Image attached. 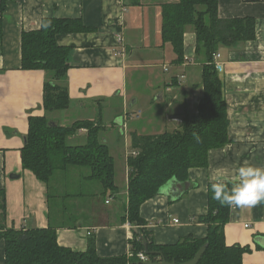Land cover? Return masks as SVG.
<instances>
[{
  "label": "crops",
  "instance_id": "crops-1",
  "mask_svg": "<svg viewBox=\"0 0 264 264\" xmlns=\"http://www.w3.org/2000/svg\"><path fill=\"white\" fill-rule=\"evenodd\" d=\"M177 1L0 0V188L6 191V227L26 230L53 224L64 247L84 252L92 238L98 255L128 256L134 231L124 218L130 152L120 159L119 180L118 161L112 154L118 191L97 197L93 204L84 201L81 210L85 218L75 226L63 223L62 212L50 217L47 183L23 168L21 154L30 117L47 115L50 119L57 111L47 112L43 107L45 71L21 69L22 35L41 28L49 17L80 19L86 27L94 28L56 38L59 45L70 48L67 82L71 103L63 111H70L73 117L51 121L67 126L94 120L102 113V138L110 152L114 147L110 137L121 138L124 132L133 152L132 133L153 135L180 129L185 116L198 113L204 96L202 74L207 59L204 50H196L195 26L185 29L182 61H175L177 55L169 43L162 46V5ZM218 6L220 18L252 17L256 21L254 39L236 48H219L224 67L217 72L228 106L230 139L211 149L207 167L189 170L183 193L169 188L167 197L157 195L141 205L140 214L155 244L206 237L208 224L195 218L208 212L210 177L227 182L245 161L264 165V0H218ZM119 35L124 37L122 44ZM116 117L123 125L115 123ZM86 136L87 129L81 128L68 140L82 145ZM102 189L97 184L92 191L97 194ZM228 221L226 244L251 249L243 254V263L264 264V202L231 207ZM5 260V242L0 240V264Z\"/></svg>",
  "mask_w": 264,
  "mask_h": 264
},
{
  "label": "trees",
  "instance_id": "trees-1",
  "mask_svg": "<svg viewBox=\"0 0 264 264\" xmlns=\"http://www.w3.org/2000/svg\"><path fill=\"white\" fill-rule=\"evenodd\" d=\"M2 10L4 9L1 8ZM218 0H178L162 5L161 36L164 46L169 43L176 62L184 58V33L188 25L195 26L197 48L205 51L207 62L203 68L204 96L195 116H185L180 129L159 134L132 133V149L137 154L128 157V201L125 219L134 227L130 240L132 250L142 251L143 237L150 251H162L167 261L185 263L199 248L208 244L198 264H245L242 256L250 251L247 246L227 245L225 226L229 222L231 207L222 206L212 198L208 188V212L195 220L208 224L204 238H185L170 245L155 244L141 216V205L157 196V189L171 180L188 182L189 170L208 166L212 148L224 146L229 141L230 124L228 106L223 92V82L213 62L214 54L222 46L236 48L238 44L256 37L254 18H220ZM41 28L23 32L21 69L45 71V111L66 110L71 103L67 73L70 48L58 44L57 36L64 33L91 31L80 19L53 18L43 20ZM3 26L0 19V35ZM98 120H81L63 126L51 121L47 115L30 117L26 143L22 149L23 168L31 170L38 179L47 183L50 200V217L63 213V223L75 226L85 218L82 203L93 204L97 197L106 198L118 191L115 160L110 147L100 133L103 126ZM87 129L86 142L69 143L68 137ZM193 133L198 134L197 140ZM103 189L92 191L94 185ZM231 187V184H228ZM6 191L0 188V240L5 242V264H136L128 256L102 257L91 238L88 249L75 251L60 245L56 225L49 227L16 229L6 227ZM84 216V217H83ZM160 255H150L156 261Z\"/></svg>",
  "mask_w": 264,
  "mask_h": 264
},
{
  "label": "clouds",
  "instance_id": "clouds-1",
  "mask_svg": "<svg viewBox=\"0 0 264 264\" xmlns=\"http://www.w3.org/2000/svg\"><path fill=\"white\" fill-rule=\"evenodd\" d=\"M115 123H121V118L116 117ZM199 140V136L193 133ZM212 198L222 206L247 207L255 206L264 202V165H255L245 161L238 165L227 182L218 181L215 176H211ZM231 184V187H228ZM170 194L166 184H162L157 189V195L167 197Z\"/></svg>",
  "mask_w": 264,
  "mask_h": 264
},
{
  "label": "rangeland",
  "instance_id": "rangeland-1",
  "mask_svg": "<svg viewBox=\"0 0 264 264\" xmlns=\"http://www.w3.org/2000/svg\"><path fill=\"white\" fill-rule=\"evenodd\" d=\"M67 115L71 116V112L70 111L64 112L63 110H59L57 112H54L53 116L51 118H55V119L58 118L57 120H61V121L64 122L66 117H67ZM100 116H102V113H101V115H99V117H96L94 120L101 119ZM71 117H73V116H71ZM51 118H50V120H51ZM74 118L77 119L78 116L75 114ZM69 121H71V119ZM90 121H93V120H90ZM68 123H70V122H68ZM114 126H115V123H114V125H112V127H114ZM125 126H124V128H125ZM124 128H122L123 131H124ZM103 129H104V127H103ZM105 129H108V128H105ZM103 134H104V131L102 130V132L100 133V137L101 138H102ZM110 138L113 139L111 142H112V145L114 146V147H112L111 152L115 156L116 160L118 161V164L116 165V166H118V168H117V178L116 179L119 180V173L120 172H118V171H120V169H121V166L119 164L120 159L121 158L123 159V156H125L126 151L130 152L131 154H133L134 152H131L132 151L131 150V140H130L129 137H127V132H124V134H123V136H121V138L120 137L118 138L117 136H116V138L112 137V136ZM121 139H123L124 142L123 141L121 142L120 141ZM70 142L71 143H76V141H73V140H71Z\"/></svg>",
  "mask_w": 264,
  "mask_h": 264
},
{
  "label": "water",
  "instance_id": "water-1",
  "mask_svg": "<svg viewBox=\"0 0 264 264\" xmlns=\"http://www.w3.org/2000/svg\"><path fill=\"white\" fill-rule=\"evenodd\" d=\"M120 125H123L122 119H121ZM166 186L170 188L172 192H180V193H183L188 187L187 182L181 183V182H178L177 180H172L169 184H166ZM142 243L144 247V252H146L149 255L159 254L161 257L160 259L156 261H153V260L142 261L141 264H198L199 260L206 252V248L208 246L207 243L202 245L199 248V251L197 252V254L191 260L185 261V263H177L174 259L171 260V262L167 261L162 251H150L148 240L146 238L143 237Z\"/></svg>",
  "mask_w": 264,
  "mask_h": 264
},
{
  "label": "built area",
  "instance_id": "built-area-1",
  "mask_svg": "<svg viewBox=\"0 0 264 264\" xmlns=\"http://www.w3.org/2000/svg\"><path fill=\"white\" fill-rule=\"evenodd\" d=\"M124 40V37H122L121 35L118 36V43L119 44H122ZM222 55L220 52H217L214 54V62H215V65H216V69L221 71L223 70V67H224V64L220 63V59H221ZM134 155H136L137 153L134 152L133 153ZM109 201H107L108 203ZM128 256L129 258H134L136 259L137 263L136 264H141L142 261H148V260H151L150 259V255L147 254L146 252H144V249H142V251H138V252H134L132 250V246L130 245L129 248H128Z\"/></svg>",
  "mask_w": 264,
  "mask_h": 264
}]
</instances>
